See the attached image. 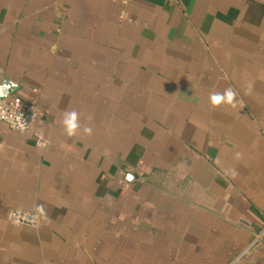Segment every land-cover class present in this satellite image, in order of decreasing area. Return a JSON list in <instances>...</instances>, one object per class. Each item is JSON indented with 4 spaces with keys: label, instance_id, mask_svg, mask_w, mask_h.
<instances>
[{
    "label": "crops",
    "instance_id": "crops-1",
    "mask_svg": "<svg viewBox=\"0 0 264 264\" xmlns=\"http://www.w3.org/2000/svg\"><path fill=\"white\" fill-rule=\"evenodd\" d=\"M0 79V264H264V0H0Z\"/></svg>",
    "mask_w": 264,
    "mask_h": 264
},
{
    "label": "built area",
    "instance_id": "built-area-1",
    "mask_svg": "<svg viewBox=\"0 0 264 264\" xmlns=\"http://www.w3.org/2000/svg\"><path fill=\"white\" fill-rule=\"evenodd\" d=\"M38 116L36 103L28 102L15 93L0 99V125L5 124L19 133H26ZM43 143V137L37 134V144L43 145ZM9 217L14 222L31 226L36 225L38 221L36 214L16 210H11Z\"/></svg>",
    "mask_w": 264,
    "mask_h": 264
},
{
    "label": "clouds",
    "instance_id": "clouds-1",
    "mask_svg": "<svg viewBox=\"0 0 264 264\" xmlns=\"http://www.w3.org/2000/svg\"><path fill=\"white\" fill-rule=\"evenodd\" d=\"M252 90V85L248 84L246 88V94H250ZM209 101L212 107H219L221 105H228L231 108H236L237 107V92L234 91L232 88H226L223 92H212L209 96ZM62 126L64 133L68 137H73L78 134V131L81 128L80 124V114L75 111H65L63 113V118H62ZM83 132L85 135H92V128L85 126L83 128ZM242 153L241 152H236L235 153V159L240 160L242 158ZM231 176L232 178H235L237 175V172L235 169H231ZM229 174V171L225 172V175L227 176ZM131 178V177H129ZM43 206L38 205L37 206V211H42Z\"/></svg>",
    "mask_w": 264,
    "mask_h": 264
},
{
    "label": "water",
    "instance_id": "water-1",
    "mask_svg": "<svg viewBox=\"0 0 264 264\" xmlns=\"http://www.w3.org/2000/svg\"><path fill=\"white\" fill-rule=\"evenodd\" d=\"M18 89V85L11 83L7 80L0 79V99L14 94Z\"/></svg>",
    "mask_w": 264,
    "mask_h": 264
}]
</instances>
